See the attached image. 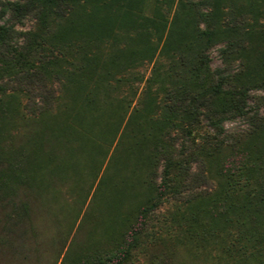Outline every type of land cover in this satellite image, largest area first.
Masks as SVG:
<instances>
[{"label":"trees","instance_id":"16d2710c","mask_svg":"<svg viewBox=\"0 0 264 264\" xmlns=\"http://www.w3.org/2000/svg\"><path fill=\"white\" fill-rule=\"evenodd\" d=\"M232 1L222 15L211 0H154L151 10L146 0H0V120L19 113L23 96L31 135L21 164L2 160L6 218L32 230L56 194L79 206L108 154L87 209L108 240L75 251L83 219L62 264H133L166 226L154 218L166 204L205 236L220 231L235 264H264V113L248 105L250 90L264 91V0ZM28 17L32 28L16 30ZM216 37L225 66L238 58L235 71L210 68ZM35 85L40 103L28 93ZM235 117L248 128L227 136L222 124Z\"/></svg>","mask_w":264,"mask_h":264},{"label":"rangeland","instance_id":"374dc122","mask_svg":"<svg viewBox=\"0 0 264 264\" xmlns=\"http://www.w3.org/2000/svg\"><path fill=\"white\" fill-rule=\"evenodd\" d=\"M211 1L215 5V9L218 8L222 15H226L230 8V4L233 3L232 0ZM153 2L154 0H146L145 7L151 10ZM203 9L204 11L209 10L208 7ZM234 14L237 16V11H235ZM261 15L264 16V13L262 14L260 11L257 19L260 23H263L264 17L261 18ZM225 19L227 18L225 17ZM250 21L251 16H246L245 26L249 24ZM32 26L33 19L28 17L23 19L18 25H15V29L18 31H27L31 29ZM217 38L218 37H216L212 45L207 49L210 68L214 70L229 66L228 70L235 71L239 63L238 58L236 59L234 54L230 55V57L227 58L229 64L225 66V57L221 50L225 48L226 42L223 37ZM19 42L21 43L20 39ZM253 52L254 51H248L244 53L243 58L246 57L250 59ZM260 52L261 50H255L253 54V57H255L254 55L257 56L255 57V62L259 60L258 57L261 55ZM230 59L231 61H229ZM149 70V67H147L144 72L148 74ZM4 83H9L10 86L11 84L16 86L15 82L12 80L9 81L8 78L4 80ZM20 86L23 87V85ZM34 89L36 91L31 92V89H28L29 96H31L36 103H40L41 99L39 95H37L40 91L37 85H35ZM249 95L248 105L254 108L259 106L260 113H264V105L259 103L261 102L260 97H264V91L253 89L249 91ZM18 101L17 103L20 108L19 113L7 115V117L0 120V169H3L6 165V163L2 164L3 161L14 159L11 163L15 162L16 164H21L26 141L31 137L28 133L30 123L27 117L29 109L27 105L29 101L23 96L19 97ZM10 105H14V102L12 101ZM222 127L227 136L234 135L246 130L248 128V122L244 118L235 117L224 121ZM108 158L109 155L107 154L97 178L93 181L94 185L91 191L87 197L82 198V200H84L83 203L79 202V206L78 203L74 205L72 199L60 205V194H56L52 197L55 200H49L50 202L55 201L51 211L46 213L41 210L39 213L33 215L32 222L34 223V227L32 230H29L27 226H23L22 228L15 227L11 221L6 218V215L10 212L8 209L9 207L7 205L3 207L2 205H4V203H1L3 208L0 207V264H62L61 261L68 247L69 240L72 239L77 225L81 223L83 219L84 222L82 221L81 223V230L76 234L75 238L76 243L78 241L79 243L74 244V250L77 251L81 248L82 250H87L91 249L94 245L106 243V240H108V233L107 231L103 232L104 227L95 229L91 226V217L95 212V208H92L90 212L87 209L89 207L93 188L103 172ZM160 169L161 168H159L158 171H160ZM191 169H194V164L191 165ZM110 173H114L113 169H110ZM83 180L80 182L82 183ZM80 182H77V185H79ZM77 185L71 183L68 188L71 190ZM196 185V190L204 189L203 183H198ZM54 187L57 186L55 185ZM36 188L41 193L43 203L49 204V202H47V194L44 192L45 185L41 182L38 183ZM72 191L74 192L75 189ZM101 198L102 195L101 192H99L94 200L95 206H97ZM7 202L9 205L11 204V200H7ZM173 213L174 208L172 204H166L161 207L159 213L157 212L155 214V224L159 226L161 223L160 221L165 220L166 226H163L162 229L160 228L159 230L156 228V235L158 236L155 237L156 239L153 243H149L143 251L138 252L136 261L133 264H235L233 259L223 256L222 254L223 246L219 243V236H221V233H219L220 231L216 232L215 238L207 237L200 229H195L186 225L185 218L188 216L186 213H184L183 216H180L182 213H177L175 217ZM180 217L184 219L180 220ZM65 224H67V229H63L61 226ZM66 238L67 240L64 242ZM65 264L72 263L67 261Z\"/></svg>","mask_w":264,"mask_h":264}]
</instances>
